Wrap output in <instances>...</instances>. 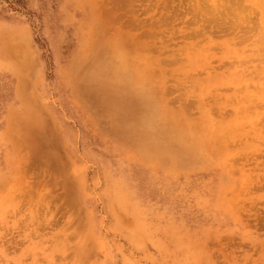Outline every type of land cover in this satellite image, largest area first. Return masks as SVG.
Segmentation results:
<instances>
[{"label":"rangeland","instance_id":"obj_1","mask_svg":"<svg viewBox=\"0 0 264 264\" xmlns=\"http://www.w3.org/2000/svg\"><path fill=\"white\" fill-rule=\"evenodd\" d=\"M165 1L0 0V264H264V50L238 77Z\"/></svg>","mask_w":264,"mask_h":264},{"label":"bare ground","instance_id":"obj_2","mask_svg":"<svg viewBox=\"0 0 264 264\" xmlns=\"http://www.w3.org/2000/svg\"><path fill=\"white\" fill-rule=\"evenodd\" d=\"M190 1L192 2L194 0H189V2ZM204 1L205 0H195L194 3H192L193 5L191 6V8L192 7L193 9L196 8L194 9L195 13H193V10H192L189 12V15L194 14V16L192 15V19L190 18V20H192V22L194 23V26L187 25L188 27L187 29L193 30L192 31L193 35H198L200 33L206 34L208 31H211V32L216 31L218 36H223L224 39H221V41L223 45L225 46L224 52L227 54L226 56L228 58V61L226 63L224 61L221 62V65L226 64L225 67L228 68L230 71H236L237 73L235 75H237L238 77H241V78L246 77V74L244 73V71L247 67L246 64L249 62V59L263 55L262 51L264 50V0H215L217 2L216 6L220 4L219 8L216 7V9L218 10H215L216 11L215 14L218 15L217 18H213L212 15L208 14L211 12H210V9L205 5ZM163 2H166V1L163 0ZM249 2H252V3L248 4ZM252 6H254V8ZM170 12L172 13V11ZM184 13L186 14L187 12H184ZM178 15L179 14H177V16ZM172 16H174L175 19L177 20L176 14L171 15L169 14V12H167L165 17H161L160 19L158 18V21H156L155 19V21L156 23L157 22L162 23V20L168 19V17L171 18ZM181 16H182L181 19H184L183 15ZM212 21L214 22L216 21L215 24H212ZM200 50H201L200 54L204 53L203 57H208L211 53L210 43L207 44L206 46L203 45L202 47H200ZM118 55L120 59V64L121 65L123 64L122 66L127 67L130 58L123 51ZM228 55H232V56H228ZM211 57L212 56H210L209 60L206 62L194 63V66L199 65L202 69H206L211 61L210 60ZM192 59H195V58L192 56ZM134 61L138 62V64H143V66L146 64V59H144V57L142 56H135ZM13 69L17 71L22 77L19 83L20 84L19 92L25 98V95H24L25 77H23L24 74L22 70H20L17 66L13 67ZM146 69L149 70L148 67ZM149 71H152V70H149ZM209 72L210 71L208 70L206 72L208 75L207 77L208 82L210 80ZM143 82H145V80ZM262 83L263 82H261V84ZM142 85L144 86L146 84L142 83ZM208 91H209V88L207 87V84H205L199 91V97H200L199 100H200V103L203 104V106L207 104L208 102V99H207ZM164 96H162V98L169 101V98H166ZM188 103H189V99L187 97H185L183 100H179V104L181 105L179 111L184 115L185 119L188 118V112H187V109H189L187 108ZM241 112H245V110L241 108ZM243 117L246 119H250L249 122H251L250 115L248 114L243 115ZM256 118H258V116H256ZM177 131H178V128H173L171 130L165 129V130H162L161 134L157 136L151 135V137L150 136L149 137L151 140L156 139V138L159 139L161 138V136H164V135L165 137L173 138L172 137L173 134H176ZM186 131H187V134H183L182 138L187 136L188 139H190V137H192L193 139V137H195V140L190 139L191 141H187V140H185L187 142L182 141L181 145L184 147V149L190 150L192 149V147H195V146L197 147L198 145L201 146V144L207 145L202 140L206 139L205 137L206 136L209 137L210 135L205 133L203 137V135L201 134V131L193 132V129L192 130L189 129V131L188 130ZM210 133L212 132H210L209 130V134ZM228 134L230 133L228 132ZM211 135L216 136L217 133H212ZM217 137H220V136H217ZM164 150L166 153V149L164 148V146H160V145L150 148V151L152 153H159Z\"/></svg>","mask_w":264,"mask_h":264}]
</instances>
